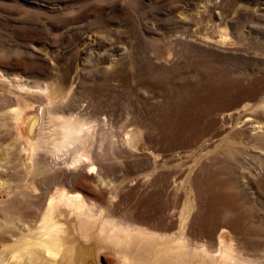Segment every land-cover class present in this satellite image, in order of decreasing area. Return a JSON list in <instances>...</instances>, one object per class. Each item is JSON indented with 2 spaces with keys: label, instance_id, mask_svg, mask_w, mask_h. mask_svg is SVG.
<instances>
[{
  "label": "rangeland",
  "instance_id": "374dc122",
  "mask_svg": "<svg viewBox=\"0 0 264 264\" xmlns=\"http://www.w3.org/2000/svg\"><path fill=\"white\" fill-rule=\"evenodd\" d=\"M31 112L93 137L32 167ZM58 188L114 243L104 264L156 238L182 264H264V0H0V264H45L16 247Z\"/></svg>",
  "mask_w": 264,
  "mask_h": 264
},
{
  "label": "bare ground",
  "instance_id": "6f19581e",
  "mask_svg": "<svg viewBox=\"0 0 264 264\" xmlns=\"http://www.w3.org/2000/svg\"><path fill=\"white\" fill-rule=\"evenodd\" d=\"M40 89H41V87H40ZM40 107H39V110H40ZM18 110H19V108H18ZM50 111H48V112L50 113ZM16 112H17V110H16ZM34 113L31 112V114H29L27 116L28 118H26L23 121L21 120L22 121V129L28 135V143H29V148H30L29 162H30V165L32 167L37 165V163L39 161L38 155L41 152L47 151V153H50V155L53 156L51 158H55V160H57L59 157V158H62V160L64 161L63 158H64V154L67 153L66 150H68V153H69V148L71 151L72 146L74 147V145L81 143L85 139H88V138H86V134L89 133V132H87L89 130L86 131L85 126H87V125H85L84 122H80V121H82V120H80V118L78 119L80 121H75V120H73V118L72 119L68 118L67 115H66V117L62 116V117L58 118L59 122L56 123L54 128L51 127L50 129H46V128L44 129L41 125L38 126V124H40V120H39L40 117ZM52 113H50V114H52ZM21 115L22 114L20 112L18 114V116L17 115L16 116L20 119ZM59 116H60V114H59ZM49 117L53 118V116H49ZM57 117H58V115H57ZM78 117H76V118H78ZM43 120H45V118ZM50 120L51 119H49V121ZM52 121L53 120H51L50 122L53 123ZM41 124H42V121H41ZM43 126H45V124ZM90 126H91V124H90ZM92 126H93V124H92ZM92 128L93 127H91V129ZM91 129H90V132H91ZM85 131L87 133H85ZM93 133L95 134L96 131L95 132L93 131ZM87 136L89 137L90 135L88 134ZM91 136L89 138L93 137V136L92 137ZM94 139H92V140H94ZM84 142H86V140L83 141L82 143H84ZM92 143H91V145L93 146ZM89 144L90 143L88 142L87 145H89ZM84 146H85V144H84ZM82 148H84V147H82ZM74 149L75 148H73V151H74ZM84 149H82V152ZM77 150L75 151L76 153L78 152ZM62 152H64V153L62 154ZM76 153H75L76 156L75 155L74 156L77 158H75V162L71 161V165L75 163V164H77L76 166H80L81 164H82V166H85V167L86 166L87 167L94 166L93 163L90 161V158H91L90 155L89 156L87 155L88 154L87 151H86L87 154L86 153L80 154L81 153L80 152L78 156ZM89 153L91 154V152H89ZM72 159H73V156H72ZM66 162H67V160H66ZM69 165H68V167H69ZM72 166H74V165H72ZM91 167L89 169L91 172H93L94 170ZM84 204H85V198L82 194H80V193L71 194V193H68L65 189H61V190L59 188L56 189V191L51 195V197L47 201V206H46V208L42 214V218L40 220L41 222L38 225V228L36 230L32 231L31 233L23 236V238L20 239V241L22 240V242L16 248L18 250L22 251L23 255L29 257V260L32 259L33 262L34 261L37 262V261L41 260L45 264H104V262H103L104 260L103 261L101 260V252H102L103 248L107 247L108 242L106 243L105 241L108 239V235L103 236L104 234H102L103 238L106 239V240H104V239L102 240V237L98 236V234L100 232L98 234L93 232V230L96 229V226H100V225H97L98 219H94V220L91 219V216L93 214H90L91 216L89 215L90 217L89 216L87 217V218H90L91 221L87 220V219L85 221L82 219V218H84V213L86 212V211H83V208H85V207H83ZM87 205H89V204H87ZM86 207L89 208V206H86ZM94 208H95V206H94ZM94 210H93V212H94ZM102 213L103 212H101V215H102ZM102 216H100V217L102 218ZM111 225L114 226L115 224L112 223ZM27 228H28V226H27ZM126 229H127V227H126ZM142 230H144V229H142ZM129 231H127V232H129ZM148 231L149 230H147V232H146L147 234H145V236H151L152 235V232L149 233ZM113 232H114L113 229H110L109 233L108 232H106V233H108L110 235ZM137 233H138V231H137ZM139 233H140V231H139ZM114 235L117 236L116 233ZM118 236H120V235H118ZM145 236H143L144 239H145ZM111 238H113V237H111ZM125 238L127 239V237H125ZM153 238H155V237H153ZM116 239H118V238H116ZM116 239H115V244L117 245ZM144 239L142 238V240H144ZM119 240H120V238H119ZM146 240H147V237H146ZM128 241H129V238H128ZM117 242L120 243V241H117ZM104 243H106V245ZM111 243H113V242H111ZM126 243H127V241H126ZM151 243H152V241H151ZM151 243H149V244L151 245ZM109 244H110V241H109ZM113 244H110L109 246H111V245L113 246ZM129 244H131V242ZM152 244H153V248H154V249H152V251L148 250V249H151L152 246L150 248L149 247L146 248L145 246H139V244H138L134 247V249H127L124 247L123 248L120 247L118 244L119 248L116 246V253L115 254H116L117 258L119 256H121V259L115 264H182L178 260L173 261L169 258L170 256L169 257L167 256V254H166L167 251L165 250V247H167V246L164 245L163 239L160 240V239L156 238L153 240ZM134 245H135V243H134ZM168 245H169V243H168ZM179 245H177V246H179ZM147 246H148V244H147ZM138 251H141V253H137ZM147 251H150V252L148 253ZM142 252L144 253V255L146 254V258L142 259L143 262H141L142 261L141 259H140L141 261H138L139 259L137 258L138 254H139V256L142 255ZM105 262H106V264H113V263L108 262V260H106ZM191 264H197V262H195V260H193V261H191Z\"/></svg>",
  "mask_w": 264,
  "mask_h": 264
}]
</instances>
